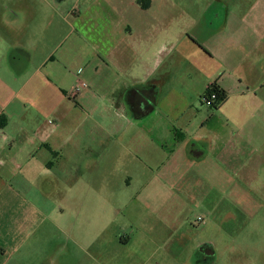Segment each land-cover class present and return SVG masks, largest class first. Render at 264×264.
Instances as JSON below:
<instances>
[{
    "label": "crops",
    "instance_id": "1",
    "mask_svg": "<svg viewBox=\"0 0 264 264\" xmlns=\"http://www.w3.org/2000/svg\"><path fill=\"white\" fill-rule=\"evenodd\" d=\"M173 6L0 0V264H91L78 228L99 264H170L183 185L211 217L218 168L261 177L264 0L181 1L175 25Z\"/></svg>",
    "mask_w": 264,
    "mask_h": 264
},
{
    "label": "rangeland",
    "instance_id": "2",
    "mask_svg": "<svg viewBox=\"0 0 264 264\" xmlns=\"http://www.w3.org/2000/svg\"><path fill=\"white\" fill-rule=\"evenodd\" d=\"M181 1L185 0H173L174 25L176 17L182 16ZM189 11L190 16H196L199 9L194 5ZM261 160L263 165L257 168L261 170V177L256 175L249 178L245 168L236 169L232 173L223 167L218 168L216 211L211 217L198 205L201 201L199 183L191 180L188 186L181 187V198L174 199L173 205L175 209H182L183 213L180 216L175 213L171 220L173 225L176 223L185 225L171 233L177 243L169 249L174 257L170 264L172 260L173 264H177V258L179 264H264V152ZM69 204L68 198L65 197L55 212V220H59L62 226L69 225L74 220ZM198 218L206 220V224H199ZM94 220L95 216L92 217V221ZM77 223L78 226L81 225L80 219H77ZM114 230L105 232L106 237L103 239H110V236L115 234ZM101 234L95 229L92 232H84L82 228H78L76 232L78 240L82 236H87L92 241L96 240L87 248L88 254L93 256L91 264H99L100 246H105L100 241ZM105 249L112 254V258L115 257L111 246ZM208 251L211 254H206Z\"/></svg>",
    "mask_w": 264,
    "mask_h": 264
},
{
    "label": "trees",
    "instance_id": "3",
    "mask_svg": "<svg viewBox=\"0 0 264 264\" xmlns=\"http://www.w3.org/2000/svg\"><path fill=\"white\" fill-rule=\"evenodd\" d=\"M225 98H226L225 91L219 88L216 84L209 86L206 92L202 96V99L210 100L211 107L216 110L224 102ZM151 109L152 106L149 107V110Z\"/></svg>",
    "mask_w": 264,
    "mask_h": 264
},
{
    "label": "built area",
    "instance_id": "4",
    "mask_svg": "<svg viewBox=\"0 0 264 264\" xmlns=\"http://www.w3.org/2000/svg\"><path fill=\"white\" fill-rule=\"evenodd\" d=\"M87 86L84 82H79L78 85L75 87L73 91H71V94H77L81 90L85 89ZM202 103H204L206 106L211 107V102L210 100L207 99H202ZM197 222L203 223L204 220L202 218H198Z\"/></svg>",
    "mask_w": 264,
    "mask_h": 264
}]
</instances>
